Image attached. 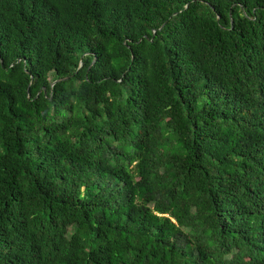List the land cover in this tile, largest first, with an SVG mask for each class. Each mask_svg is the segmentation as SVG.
<instances>
[{"label":"trees","instance_id":"obj_1","mask_svg":"<svg viewBox=\"0 0 264 264\" xmlns=\"http://www.w3.org/2000/svg\"><path fill=\"white\" fill-rule=\"evenodd\" d=\"M0 264H264V0H0Z\"/></svg>","mask_w":264,"mask_h":264},{"label":"water","instance_id":"obj_2","mask_svg":"<svg viewBox=\"0 0 264 264\" xmlns=\"http://www.w3.org/2000/svg\"><path fill=\"white\" fill-rule=\"evenodd\" d=\"M218 20H220V19H218ZM57 82H59V81H57ZM57 82H55L54 85H55Z\"/></svg>","mask_w":264,"mask_h":264}]
</instances>
